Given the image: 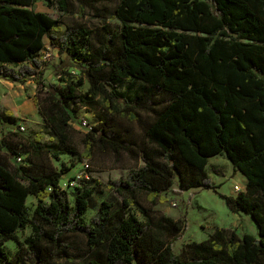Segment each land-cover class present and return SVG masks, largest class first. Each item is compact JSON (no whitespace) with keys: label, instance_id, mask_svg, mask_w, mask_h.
<instances>
[{"label":"trees","instance_id":"trees-1","mask_svg":"<svg viewBox=\"0 0 264 264\" xmlns=\"http://www.w3.org/2000/svg\"><path fill=\"white\" fill-rule=\"evenodd\" d=\"M35 1L0 0V79L33 81L37 112L58 140L44 143L36 133L24 141L27 151L55 160L75 154L70 122L85 108L95 122L83 134L79 156L123 152L139 165L103 184L120 202L101 200L85 220L102 183L88 186V177L63 189L62 169L46 160L27 164L19 134L1 128L0 264L56 258L67 264H264V0H116L113 9L97 8V0H45L61 12L76 4L79 17L89 6L102 19L95 29L76 21L63 30L58 19L31 8ZM45 38L78 69L62 85L44 81ZM123 81L137 85L122 89ZM84 82L88 87L80 91ZM119 120L138 123L141 132ZM0 124L19 131L21 123L0 109ZM218 155L246 179L243 190L222 197L231 211L252 217L258 236L217 227L188 244L192 257L182 258L172 243L185 222L152 207L175 179L178 191L216 189L206 167ZM30 195L36 199L31 214ZM27 226L21 240L17 230ZM72 235L85 242L78 262L69 254ZM9 240L17 244L12 256Z\"/></svg>","mask_w":264,"mask_h":264},{"label":"rangeland","instance_id":"rangeland-1","mask_svg":"<svg viewBox=\"0 0 264 264\" xmlns=\"http://www.w3.org/2000/svg\"><path fill=\"white\" fill-rule=\"evenodd\" d=\"M116 0H97L95 5L97 8L107 7L113 9ZM31 8L35 11L45 12L51 17L56 18L60 21L61 30L66 25L77 22L86 24L91 29H95L102 23V19L95 14V10L89 6L84 7V15L79 17L77 15L78 6L74 4V11L61 12L55 6H49L45 0H36ZM113 26L117 25L116 20H112ZM56 35H60V32H55ZM46 47H44V53L48 56L43 63L44 67V81L49 84L62 85L61 78L68 75L78 74V69L74 63L69 60L66 55L59 54L55 48H52L47 39L45 38ZM4 80V79H3ZM7 81V80H6ZM31 83L28 82L27 87H24L23 92L28 94L32 89ZM137 85L135 82L123 81L121 88H127L130 86L134 88ZM36 87V85L34 84ZM34 87V88H35ZM88 87L87 82L79 87L80 91H85ZM21 91V87L18 84L8 85L7 82L0 81V98L1 96H14L16 92ZM36 92V90H35ZM39 97H44V89H41ZM145 115L144 113L142 114ZM81 119H85L91 124L95 122V115L92 110L82 108L78 111L76 120L70 122L71 133L70 143L76 150L75 154L64 153L61 154L58 160L53 158H40L33 157L27 151L26 139L33 138L36 133L42 135V141L44 143H53L58 145V140L51 135L48 128L44 125L39 114L34 112L33 114L27 115L23 120L20 121L23 130L18 131V127L6 126L3 127V131L6 132H17L21 139L23 158H26V162L31 158L33 161L50 163L52 167L59 170L62 169L63 174L60 177V184L65 182L68 178L76 176L81 170V163L88 162V186H94L96 181L102 183V186H98L95 191L93 198L90 202V208L87 210L85 220L95 213L97 205L101 200H107L114 203L120 202V197L114 192L107 190L103 184L109 179H119L125 177L128 170L139 165L138 161L131 159L126 153L119 152L113 153L110 151L95 150L91 159L81 158L79 155L83 151V134L86 132V128L81 124ZM119 124L122 127L130 128L134 134L141 132L138 123H129L124 120H119ZM210 162L207 164L206 170L210 181H212L216 189L206 188H191L189 190L178 191L176 187V179L174 180L173 186L163 193L165 200L157 203L152 209L157 214H163L173 219H180L185 222V229L180 238L176 239L172 243L173 252L179 254L182 258H190L192 254L187 249L188 244L193 242H200L204 240L214 228H225L227 230H234L237 235L241 236L244 233L251 234L255 237L258 236V227L252 217L243 212H233L226 205L222 195L235 196L238 191L234 189L235 185H239L242 190L245 188L246 179L237 170L233 168L227 157L218 155L209 158ZM87 182V181H82ZM68 200L71 201L70 192L67 194ZM27 206L29 213H32L36 199L33 196H28ZM140 203L142 206H148V204L141 199ZM134 211L138 213L139 217L142 215L136 208ZM30 233V227H23L17 230L18 237L23 240ZM71 247L69 254L77 262L82 258V253L85 249V242L81 235H72L69 238ZM5 246L12 256L17 248L15 241L9 240L5 242ZM24 264H37L34 260H27ZM51 264H67L64 258H56Z\"/></svg>","mask_w":264,"mask_h":264},{"label":"crops","instance_id":"crops-1","mask_svg":"<svg viewBox=\"0 0 264 264\" xmlns=\"http://www.w3.org/2000/svg\"><path fill=\"white\" fill-rule=\"evenodd\" d=\"M45 47H46V42H45ZM0 81L7 82L8 85L10 86L13 84H18L21 87V91L16 92L14 96H11V95L1 96L0 109L11 111L12 114L19 119V123L27 115L33 114L34 112L37 111V108L33 101V97H34L35 90H36L34 83H31L32 89L30 92H27L28 94L23 92L24 87H27L28 82H33L32 80H28L24 84L14 83V82L6 81L3 79H0ZM6 126L7 125L0 124V129L1 128L3 129V127H6ZM209 162H210V159H208V163Z\"/></svg>","mask_w":264,"mask_h":264},{"label":"built area","instance_id":"built-area-1","mask_svg":"<svg viewBox=\"0 0 264 264\" xmlns=\"http://www.w3.org/2000/svg\"><path fill=\"white\" fill-rule=\"evenodd\" d=\"M47 56H48V54L47 53H44V50H43L42 53H41V59L43 61H45V59L47 58ZM81 124L86 129L90 127L89 122L87 120H85V119H83V120L81 119ZM19 129L20 130H23V127L20 124H19ZM0 138H1V132H0ZM19 160H20V158H18V161ZM89 167L90 166H89L88 162H85V161L82 162L81 163V170L78 172V174H76V176H74V177H71L70 179L68 178L65 182H63L61 184V187L63 189H66L67 190V189H72L75 186H77L79 184L80 180H82V178H88V169H89ZM234 189L236 191H238V192L242 190V188L239 185H235L234 186Z\"/></svg>","mask_w":264,"mask_h":264}]
</instances>
